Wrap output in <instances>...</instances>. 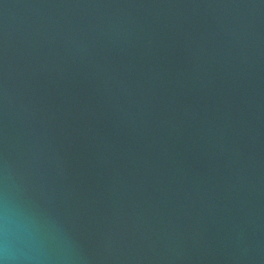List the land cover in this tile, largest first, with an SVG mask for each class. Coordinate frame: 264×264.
<instances>
[{"label":"water","instance_id":"95a60500","mask_svg":"<svg viewBox=\"0 0 264 264\" xmlns=\"http://www.w3.org/2000/svg\"><path fill=\"white\" fill-rule=\"evenodd\" d=\"M0 264H264V0H0Z\"/></svg>","mask_w":264,"mask_h":264}]
</instances>
